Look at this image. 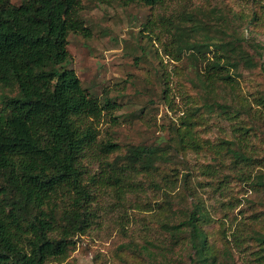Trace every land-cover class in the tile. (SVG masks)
Segmentation results:
<instances>
[{"label":"rangeland","instance_id":"374dc122","mask_svg":"<svg viewBox=\"0 0 264 264\" xmlns=\"http://www.w3.org/2000/svg\"><path fill=\"white\" fill-rule=\"evenodd\" d=\"M79 14L89 36H68L67 67L102 107L112 105L94 127L98 143L110 141L118 149L101 161L84 160L96 217L74 238L67 258L46 264H255L259 247L251 237L255 231L264 233V188L250 187L255 175L264 174V107L254 102L264 95V0H177L153 7L135 0H83ZM190 17L205 24L206 31L224 32L208 33L215 43L238 38L241 49L254 56L253 43L261 54L254 56V69L238 70L234 94L223 93L224 100H218L236 105L238 94L252 107L251 115L240 116L253 129L248 151L255 160L243 170L249 182L241 181L232 159L219 151L221 142L234 138L235 121L204 106L209 101L193 71L194 64L202 67L203 58L183 42L187 47L205 43V32H191ZM176 25L185 26L184 32ZM203 50L206 59L212 57L213 48ZM15 94L14 88L0 87V107ZM190 112L196 114L193 129L200 150H169L170 163L133 177L136 184L122 189L120 197L114 187L97 182L102 161L113 162L130 147L178 142L177 131ZM166 176L170 191L163 188Z\"/></svg>","mask_w":264,"mask_h":264},{"label":"trees","instance_id":"16d2710c","mask_svg":"<svg viewBox=\"0 0 264 264\" xmlns=\"http://www.w3.org/2000/svg\"><path fill=\"white\" fill-rule=\"evenodd\" d=\"M82 1L20 0L15 5L11 0H0V87L16 91L0 107V264H46L67 258L75 245L74 238L85 233L96 217L83 162L87 157L101 161L118 149L110 141L98 143L94 127L102 112L112 105L102 107L67 67L68 36H89L79 14ZM135 1L153 7L177 0ZM189 21L191 32H205V43L187 47L183 42L184 47L203 58L202 67L194 64L193 71L203 99L209 101L204 106L210 112L215 107L227 121H235L234 138L221 142L219 151L232 159L231 166L241 181L249 182L250 175L243 170L255 160L248 151L253 129L245 126L240 116L251 115L252 107L238 94L236 105L232 100L229 104L218 100H224L223 93L234 94L240 78L238 70L254 69V56L261 54L253 43L250 48L254 56L241 49L238 38L215 43L208 33L223 31L214 27L206 31L201 21L191 17ZM185 28L176 25L180 32ZM210 47L214 51L206 59L202 49ZM194 53L190 56L196 61ZM254 100L264 107V95ZM196 122L195 112L186 115L174 145L130 147L113 162L102 161L104 168L97 182L101 187H114L120 197L122 189L136 184L130 181L133 177L156 172L158 164L170 163L169 150H200L193 129ZM164 178L163 188L172 190L169 176ZM250 187L264 188V174L255 175ZM195 215L191 213L190 223ZM251 238L259 247L254 263L264 264V233L255 231ZM203 251H210L206 238Z\"/></svg>","mask_w":264,"mask_h":264}]
</instances>
